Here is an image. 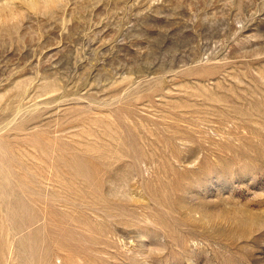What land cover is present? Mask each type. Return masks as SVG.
I'll use <instances>...</instances> for the list:
<instances>
[{
	"label": "rangeland",
	"instance_id": "1",
	"mask_svg": "<svg viewBox=\"0 0 264 264\" xmlns=\"http://www.w3.org/2000/svg\"><path fill=\"white\" fill-rule=\"evenodd\" d=\"M0 264H264V0L0 24Z\"/></svg>",
	"mask_w": 264,
	"mask_h": 264
},
{
	"label": "clouds",
	"instance_id": "2",
	"mask_svg": "<svg viewBox=\"0 0 264 264\" xmlns=\"http://www.w3.org/2000/svg\"><path fill=\"white\" fill-rule=\"evenodd\" d=\"M62 2L63 0H20L23 6L17 8V0H0V24H22L29 12L48 14Z\"/></svg>",
	"mask_w": 264,
	"mask_h": 264
}]
</instances>
